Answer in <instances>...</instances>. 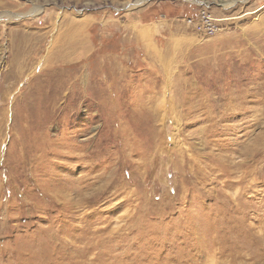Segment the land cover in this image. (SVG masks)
<instances>
[{
	"label": "rangeland",
	"instance_id": "obj_1",
	"mask_svg": "<svg viewBox=\"0 0 264 264\" xmlns=\"http://www.w3.org/2000/svg\"><path fill=\"white\" fill-rule=\"evenodd\" d=\"M0 0V264H264V0Z\"/></svg>",
	"mask_w": 264,
	"mask_h": 264
},
{
	"label": "built area",
	"instance_id": "obj_2",
	"mask_svg": "<svg viewBox=\"0 0 264 264\" xmlns=\"http://www.w3.org/2000/svg\"><path fill=\"white\" fill-rule=\"evenodd\" d=\"M200 9L195 17L186 19L188 26L192 27L197 34L205 36H213L220 32L226 24L231 21L246 17L249 13H245L239 17L225 18L224 14L217 15L214 10H232L234 7L222 6V0H217L213 5H205L201 3Z\"/></svg>",
	"mask_w": 264,
	"mask_h": 264
},
{
	"label": "bare ground",
	"instance_id": "obj_3",
	"mask_svg": "<svg viewBox=\"0 0 264 264\" xmlns=\"http://www.w3.org/2000/svg\"><path fill=\"white\" fill-rule=\"evenodd\" d=\"M235 1L236 0H222V6H233L235 4Z\"/></svg>",
	"mask_w": 264,
	"mask_h": 264
}]
</instances>
